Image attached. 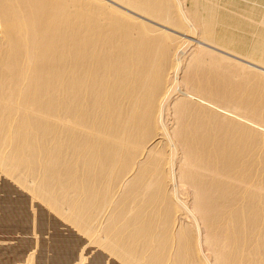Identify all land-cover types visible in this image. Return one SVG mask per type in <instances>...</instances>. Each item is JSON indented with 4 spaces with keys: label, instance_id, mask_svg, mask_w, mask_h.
I'll return each mask as SVG.
<instances>
[{
    "label": "bare ground",
    "instance_id": "bare-ground-1",
    "mask_svg": "<svg viewBox=\"0 0 264 264\" xmlns=\"http://www.w3.org/2000/svg\"><path fill=\"white\" fill-rule=\"evenodd\" d=\"M106 1L0 0V264H264V16Z\"/></svg>",
    "mask_w": 264,
    "mask_h": 264
},
{
    "label": "rangeland",
    "instance_id": "rangeland-1",
    "mask_svg": "<svg viewBox=\"0 0 264 264\" xmlns=\"http://www.w3.org/2000/svg\"><path fill=\"white\" fill-rule=\"evenodd\" d=\"M105 2H108V1H106V0H104ZM184 0H182V4H185V5H183V7L184 6H186V7H188L189 5H190V1L189 0H185V3L183 2ZM210 2L212 1V0H209ZM213 2V6H214V4L216 3V8L218 9V10H220V12H221V16H223V18H224V22L225 23H227L228 25L227 26H229L228 28H226V27H222L221 26V28H226L228 31H230V32H233V34L236 36V37H242V38H244V40H245V42H248L251 38H252V36H253V34H252V27L256 24V21L254 20L255 18H259V17H261V19H262V17L264 16V14L262 15V13H264V3H263V1L262 0H213L212 1ZM108 3H110V2H108ZM220 6V7H218V6ZM113 6H114V4H113ZM251 6H253V9L254 8H256L257 10L255 11V17H253L252 18V16L250 15V17H249V15H247V14H245L244 13V10L246 9V8H248V7H251ZM115 7L116 8H118V6H116L115 5ZM222 7H224V8H222ZM185 8V7H184ZM118 9H120L121 11H123V12H125L126 10H123L122 8H118ZM255 10V9H254ZM231 11V12H230ZM233 12H235V13H233ZM126 13H128L127 11H126ZM132 15V14H131ZM243 17H242V16ZM132 16H134V15H132ZM134 17H137V16H134ZM245 17V18H244ZM250 18V20H253V21H250V20H248L247 18ZM138 19H139V17H137ZM264 18V17H263ZM142 18H140L139 19V21H145V23L148 21V20H141ZM146 24H148L149 26H152V28L153 27H155V28H161V27H159V26H157L155 23H152V22H147ZM168 26H170V25H168ZM230 26L231 27H233V28H230ZM171 28H173L172 26H171ZM175 29V28H174ZM166 30V29H165ZM238 30V31H237ZM170 34H172L173 33V37H175V38H179V36H180V34H178V33H176V32H174V31H171V30H167ZM243 31V32H242ZM252 34V35H251ZM176 35H178V36H176ZM182 37V38H181ZM183 37H184V35H182V36H180V38L181 39H183ZM178 40H180V39H178ZM190 47H191V45H189ZM205 47V46H204ZM218 52H220V51H218ZM221 53V52H220ZM219 53V54H220ZM187 54V53H186ZM187 57V58H186ZM190 58V55L189 56H187V55H185V58L183 59V61H184V63H183V65L184 66H182V69L183 68H185V63L187 62V59H189ZM234 58V57H233ZM233 60V59H232ZM236 62H237V60H235ZM240 61H238V63H239ZM241 64H244V62H240ZM179 89H180V91L182 92V93H184L183 92V88H180L179 87ZM182 93H180V95L181 96H179L178 97V99H180V98H182L183 96H182ZM177 100V99H176ZM174 101V100H173ZM212 105V104H211ZM171 106H173V102L171 101V105H170V107ZM213 106H215V107H218V105L216 106L215 104L213 105ZM220 106V105H219ZM221 107H223L222 105H221ZM220 108V107H219ZM198 109V108H197ZM203 111V110H202ZM191 117H196V118H198V119H201L202 120V117H201V112H199V111H193V110H191V111H189L187 114H184V116H183V118H184V120L185 121H187V120H189ZM178 155V154H177ZM178 157V158H177ZM175 161H179V155L178 156H176V158H175ZM184 193V192H183ZM30 196V195H29ZM180 196H184V198L182 197V199H181V197ZM178 197L180 198V200L182 201L183 200V203H184V201L186 202V205H185V203H184V206H188V204H189V200L191 199L190 197H188V196H185V194H179L178 195ZM186 197V198H185ZM187 199V200H186ZM34 203H35V206H36V204L38 203V204H40L39 202H37V201H34ZM44 207V206H43ZM111 211L109 210L107 213H105V215H102L101 217H100V220L98 219V225L97 226H100V227H96L95 228V231L97 232L96 233V239H98V237H100V235H102V233L104 234L105 233V229L107 230V226H109V223L111 222V220H109L110 219V217H112L111 219L113 220L114 218H113V216L115 215V213H114V215H113V213H111ZM3 221V220H2ZM1 221V219H0V223L2 222ZM110 221V222H109ZM61 223L64 225V224H66L65 226H68L69 224L68 223H66V222H63V221H61ZM105 224H107V225H105ZM104 225V226H103ZM69 226H71V228L74 230V228H73V226L72 225H69ZM71 229V230H72ZM99 231V232H98ZM98 234V235H97ZM78 238H79V233L78 232H74V233H72L71 235H69L68 236V238H67V244H66V246L67 247H70L71 249H74L75 248V252H76V249H78V247H77V243H76V241L78 240ZM0 240H2V239H0ZM24 242V238H21V239H19L18 241L16 240V242L17 243H12L11 244V247L13 246V244H14V246H13V248H11L10 246H8V245H6V248H3V251L1 252L0 251V254H1V257H0V260H1V258H2V260L4 259L5 261H7V262H9L10 261V263H11V261H13V260H15V258L16 257H18L22 252H23V250H25L26 249V251H30V253H32L33 251L31 250V248L29 249L28 247L26 248L25 247V245L24 244H22V242ZM24 245V247L23 246H21V245ZM0 245H2L1 244V242H0ZM18 245H20V247L18 246ZM76 245V246H75ZM16 246V247H15ZM10 249H8V248ZM18 247V248H17ZM20 248V249H19ZM17 249V250H16ZM29 249V250H28ZM7 250V251H6ZM10 251V252H9ZM12 251V252H11ZM14 251V252H13ZM20 251V252H19ZM25 251V252H26ZM74 252V253H75ZM7 255H6V254ZM10 253V255H8ZM14 255H13V254ZM16 253V254H15ZM19 253V254H18ZM30 253H27L26 252V254H30ZM2 254H4L3 256H2ZM60 254H61V256L62 257H64V259L65 260H68L69 258H70V254L68 253V252H66L65 251V247L63 248V249H61V251H60ZM7 256H9V258H7ZM13 257H14V259H13ZM1 260V261H2ZM73 259L71 258V260H69V262H68V264H74V261H72ZM72 261V262H71ZM112 261V263L113 264H121V260H119V261H116V259H113V260H111ZM14 262V261H13ZM206 263H208V261H206ZM89 264V263H88ZM94 264H96V263H94Z\"/></svg>",
    "mask_w": 264,
    "mask_h": 264
}]
</instances>
